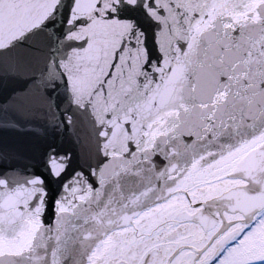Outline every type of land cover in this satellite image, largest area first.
I'll use <instances>...</instances> for the list:
<instances>
[{"label": "snow or ice", "instance_id": "obj_1", "mask_svg": "<svg viewBox=\"0 0 264 264\" xmlns=\"http://www.w3.org/2000/svg\"><path fill=\"white\" fill-rule=\"evenodd\" d=\"M0 264H264V0H0Z\"/></svg>", "mask_w": 264, "mask_h": 264}]
</instances>
